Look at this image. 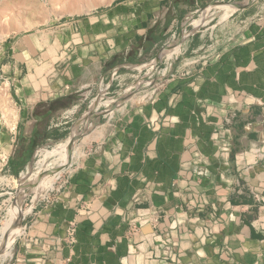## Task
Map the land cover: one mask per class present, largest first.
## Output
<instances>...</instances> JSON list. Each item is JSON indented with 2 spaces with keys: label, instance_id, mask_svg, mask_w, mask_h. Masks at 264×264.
Instances as JSON below:
<instances>
[{
  "label": "crops",
  "instance_id": "crops-1",
  "mask_svg": "<svg viewBox=\"0 0 264 264\" xmlns=\"http://www.w3.org/2000/svg\"><path fill=\"white\" fill-rule=\"evenodd\" d=\"M212 1L118 0L42 43L16 42L5 67L16 119L0 142V178L61 138L101 78L152 61ZM242 14L234 29L195 35L149 99H130L87 135L91 146L56 203L33 213L9 264H264V157L253 153H264V0ZM71 221L75 243L57 249Z\"/></svg>",
  "mask_w": 264,
  "mask_h": 264
},
{
  "label": "rangeland",
  "instance_id": "rangeland-1",
  "mask_svg": "<svg viewBox=\"0 0 264 264\" xmlns=\"http://www.w3.org/2000/svg\"><path fill=\"white\" fill-rule=\"evenodd\" d=\"M117 1L118 0H0L1 143L6 141L7 129L14 126L16 119L15 105L11 98L7 79V77L10 76V71L6 72L5 68L7 65L14 63L13 53H15L17 49L16 42L22 44L29 38L36 37L42 43L44 37L54 28L86 14L106 9ZM242 1L244 2V0H216L195 9L190 14L191 16H189L188 20L179 27L178 31H174V33L177 32L176 36L172 37L173 35H171V37L167 40L168 44L160 50L158 55L152 59V61L147 62L142 67H136V69L129 72L127 76L122 78L120 77L119 80L112 82L109 89H107L108 87L106 86L109 81L107 80L105 81V87L97 85L90 93L88 92L84 96L80 97L77 100L78 104L76 107L71 109V112L67 114L63 120L62 126L60 127L63 129V136L59 139H52L41 145H36L32 152L30 163L25 168L23 173L14 177V179L10 177V175L5 178H0V193H2L0 196V229L5 225L6 217L9 212L18 203L22 212L31 208V212H29L20 221V227L22 228L25 223H28L29 219L43 203L44 199L53 195V189L57 188L69 171L74 168V164L77 160L84 154L86 149L91 146L90 144L92 141L84 144V139L87 135L93 130L98 132L101 131L103 127L105 128L108 125L109 115L113 112L121 110L124 105H118L119 107L115 108L117 110L114 109V111L108 112L107 109L103 107L108 104L105 100L116 102L125 93V91H128L131 87H133L132 92L135 93L131 99L137 97H140V99L134 105H132L133 100H131L128 103L130 106L124 108L125 110L119 115L120 118L124 113H126L131 105L136 106L149 99L152 95L148 94L153 89H158L159 86L166 80L173 67V62L180 57L181 53H183V51L188 47L191 39L195 35L199 36L201 39H205L207 37L212 38L216 32H225L234 29L239 24L243 15L242 12L252 0L248 1V4L243 3ZM232 3H240V6L227 19L220 21L219 17H215L212 20H207L206 16L210 11V5ZM188 21L199 23V28L195 29L193 24L188 23ZM184 32L187 33V37L182 40L183 44L181 43L182 46L180 47L175 60L169 62L166 61L165 58H159L161 54L168 52V46L170 43L175 42L174 44H176L180 41ZM100 101L102 102V106L96 108V103ZM86 117H89V123H94L95 125L93 129L84 131L77 139L68 156L69 158L65 163L63 173L58 176L48 188L43 189L39 188L38 185L36 186V184H38L47 173L41 165H43L44 162L50 166L54 164L57 159V154L54 152L55 146L63 143L64 140L70 136L72 129L79 126ZM96 141H94L93 144ZM42 150L46 151V154H44ZM39 163H41V165ZM38 172H41L42 174L40 173L37 175L33 182L30 175ZM19 235L14 239L9 248L11 256L14 245L20 238ZM11 256L4 260V254L0 255V264H9L12 258Z\"/></svg>",
  "mask_w": 264,
  "mask_h": 264
},
{
  "label": "bare ground",
  "instance_id": "bare-ground-1",
  "mask_svg": "<svg viewBox=\"0 0 264 264\" xmlns=\"http://www.w3.org/2000/svg\"><path fill=\"white\" fill-rule=\"evenodd\" d=\"M248 1H250V0H244V2L243 1L242 2L243 3H247ZM239 6H240V3L210 5V11L207 14L206 18H207V20L208 19L212 20L215 17H219L220 21L221 20H225L232 13H234L238 9ZM188 23L193 24L195 29L199 28V26H198L199 23H196V22H193V21H188ZM184 31H185V29H184ZM186 37H187V33L184 32L182 34V36H181L180 41L178 43H176V44H174L175 42L170 43V45L168 46V52L161 54L159 56V58H165L166 61H169V62L172 61V60H175L177 54L179 53V49H180L182 40L184 38H186ZM147 72H148V70H147ZM132 89H133V87H131L128 91H125V93L116 102L111 101V100H105L106 103H108V104L104 105L103 107H105L108 112H111V111H114V109L116 107L122 106L123 104L127 103L132 98L133 94L135 93V92H132ZM100 106H102V102L101 101L96 103V108H98ZM115 110H117V109H115ZM83 117H85V116H83ZM88 119H89V117H86L82 121V123H80L79 126H77V127L72 129V132H71L70 136H68V138L66 140H64L63 143L55 146V151L54 152H55V154H57V159L54 162V164H52V166L48 165L46 162H44L43 165H41V163H39L41 165V167H43V169L45 171H47V173L44 176V178L42 177L43 179L40 180V182L38 184H36V186L38 185L39 188H43V189L48 188L49 185L52 184L54 182V180L63 173V171L65 169V163H66V161L69 158L68 156H69V154L71 152V149H72L73 145L75 144L77 139L83 134L84 131L89 130V129H93V127L95 125L94 123H89ZM42 152L44 154H46L45 153L46 151L42 150ZM40 173L38 172L36 174L30 175L32 181L34 179H36L37 175H39ZM29 212H31V208L28 209L25 212L24 211L22 212L20 210V205L18 203L12 208V210L7 215L5 225L0 229V255L4 254V260L11 256L9 248H10L12 242L14 241V239L20 234V231H21L20 230L21 229L20 221Z\"/></svg>",
  "mask_w": 264,
  "mask_h": 264
},
{
  "label": "built area",
  "instance_id": "built-area-1",
  "mask_svg": "<svg viewBox=\"0 0 264 264\" xmlns=\"http://www.w3.org/2000/svg\"><path fill=\"white\" fill-rule=\"evenodd\" d=\"M119 79H120V75H119L118 70H113L109 74V76H108L107 79L101 78L98 85L100 87H105V81L109 80L107 82V84H106V86L108 87L107 89H109L111 83L114 82V81H117ZM263 144H264V141H263ZM253 153L257 157L258 160L259 159L261 160L264 157V153L261 151V148L255 149L253 151ZM74 166H75V164H74ZM69 172H71V171H69ZM66 177H67V175H66ZM66 177L63 179V181L60 183V185L57 186L56 189H53V191H52L53 192V195L54 194H60L61 190L63 189V187H64V185L66 183ZM53 195L48 196L47 198H45L43 202L46 203L49 206H51V205L53 206L56 203V199H57V196L56 195L53 196ZM89 208H90L89 205H82L79 210H80V212H85V211L89 210ZM29 228H30L29 222L28 223H25L23 225V227L21 228V233L19 235L20 238H25L27 236V233H28ZM76 229H77V223H76V221H71V222L68 223V225L66 227V230H65V235L62 238H59L57 240V244L59 245L57 249L60 248L61 242L67 243L69 245H72V244L75 243Z\"/></svg>",
  "mask_w": 264,
  "mask_h": 264
},
{
  "label": "trees",
  "instance_id": "trees-1",
  "mask_svg": "<svg viewBox=\"0 0 264 264\" xmlns=\"http://www.w3.org/2000/svg\"><path fill=\"white\" fill-rule=\"evenodd\" d=\"M18 176V175H17Z\"/></svg>",
  "mask_w": 264,
  "mask_h": 264
}]
</instances>
